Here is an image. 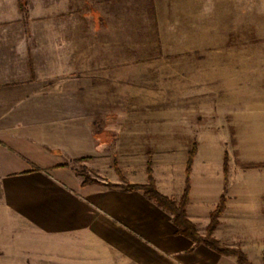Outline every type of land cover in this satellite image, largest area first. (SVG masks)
I'll return each mask as SVG.
<instances>
[{"label":"crops","instance_id":"crops-1","mask_svg":"<svg viewBox=\"0 0 264 264\" xmlns=\"http://www.w3.org/2000/svg\"><path fill=\"white\" fill-rule=\"evenodd\" d=\"M11 2L0 0V264H240L236 255L178 233L173 214L142 190H126L115 171L109 180L82 184L73 165L79 158L93 157L103 175L115 170L94 131L91 82L85 71L80 81L74 69L44 72L42 66L77 60L69 49L76 45L75 27L23 21L20 9H6ZM48 27L53 46L63 48L57 57L44 50L41 32ZM70 29L73 36L65 33ZM169 156L156 186L178 197L186 155ZM208 156L199 150L193 160L186 207L200 234L222 193ZM120 169L131 183L148 181L147 164L130 160ZM213 234L262 263L264 200L253 182L245 184L243 198L229 195Z\"/></svg>","mask_w":264,"mask_h":264},{"label":"rangeland","instance_id":"rangeland-1","mask_svg":"<svg viewBox=\"0 0 264 264\" xmlns=\"http://www.w3.org/2000/svg\"><path fill=\"white\" fill-rule=\"evenodd\" d=\"M26 3L23 21L75 27L74 36L71 29L65 33L76 40L69 49L77 60L43 62V70L74 69L80 81L85 71L92 85L94 131L105 140L115 168L103 175L94 160L74 161L76 171L98 183L115 171L131 183L122 165L133 160L148 168L150 162L156 186L155 175L164 179L169 155H186V186L188 156L196 145L197 152L209 155L220 197L241 199L245 184L253 182L264 200V0H215V6L213 0ZM6 9H20L18 0ZM52 32L44 28L41 37L44 50L57 57L63 48L53 46ZM183 193L164 195L179 202Z\"/></svg>","mask_w":264,"mask_h":264},{"label":"trees","instance_id":"trees-1","mask_svg":"<svg viewBox=\"0 0 264 264\" xmlns=\"http://www.w3.org/2000/svg\"><path fill=\"white\" fill-rule=\"evenodd\" d=\"M19 8L21 11L26 10L27 3L26 0H18ZM197 153V147H194L190 150L187 167H186V186L182 198L179 202L175 201L173 198L168 197L162 194L155 186L154 179L152 175V168L149 162L148 165V183L147 184H131L126 182L124 188L126 190H142L145 195L154 201H156L161 207L168 210L174 216V222L178 227V233L191 238L192 240L196 241L197 243H204L208 247L212 248L213 250L227 255H236L240 264H252L249 259L247 258L246 254L240 248L228 247L222 244L215 236L214 230L215 227L219 223V216L225 209L226 206V196L223 194L220 197V201L217 204L216 208L211 212L210 215V223L207 227L206 234L203 236L201 235L196 225L188 218L186 207L189 201V192L191 189V173H192V166L193 160ZM93 157H83L79 158L76 161H91ZM76 171V169H75ZM76 173L83 177V185H88L92 183H98L97 179L92 178L88 173L81 172ZM224 181L227 184L228 182V165L226 161L224 162ZM125 182V181H124Z\"/></svg>","mask_w":264,"mask_h":264}]
</instances>
